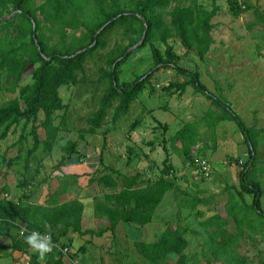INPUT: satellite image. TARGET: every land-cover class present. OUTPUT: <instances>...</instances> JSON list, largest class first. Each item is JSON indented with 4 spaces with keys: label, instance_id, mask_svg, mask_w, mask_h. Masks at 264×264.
<instances>
[{
    "label": "rangeland",
    "instance_id": "1",
    "mask_svg": "<svg viewBox=\"0 0 264 264\" xmlns=\"http://www.w3.org/2000/svg\"><path fill=\"white\" fill-rule=\"evenodd\" d=\"M144 1L88 0L84 11L90 18L103 20L106 17L102 13L104 10L109 12L114 10L135 11L140 9ZM33 2L36 5L42 0H33ZM238 4L241 12L236 16L229 10L228 0H172L168 6L154 7L153 13L157 14L172 30V36L166 40V43L152 41L141 46L142 35L132 44L134 35L128 33L124 25L119 24L112 25L103 33L102 45H98L95 41L90 43L89 38L85 39L84 43L88 46L81 50L89 49V52L85 55L81 68L76 71V80L70 84L60 85L58 89L62 107L48 114L40 111L34 124L31 120L19 121L11 127L5 138L0 139V152L4 158L3 167H5V174L8 179H11L12 185L20 187L23 182L30 180L35 172L41 170L43 178H45L44 181H46L47 192L52 190L57 178L62 174L61 166L58 163L63 154L62 147L73 141L76 142V149H83L86 152V144H88L93 146L95 154L98 156L99 152L103 153V166L106 164L105 150H110L107 164L114 167H124L125 160L127 159L126 161L129 163V156L132 157L133 154H136L142 161H144L142 156L146 159L150 157V164L155 167L151 179L156 180L162 175V163L166 156L162 149V137L167 135V141H165L168 153L167 177L174 181L181 180L180 186L183 189L176 185L181 191L172 189L167 192L164 201L156 211V219L151 226L156 227V224L158 226L155 235L161 233L160 228L164 225L178 226L189 239V245L185 252L191 258L190 264H205L200 254L203 252L207 235L199 222L216 213L227 220L225 227L231 232H235V222L233 217L227 213L226 202L229 199L230 205L241 202L250 205L252 202L251 194L243 193L241 199L237 194L239 189L238 173L248 158L246 145L242 146L244 144L243 137L238 134L233 137L236 131H232L228 122L216 126L213 139L210 136L211 132L200 129V141L194 155L209 160L211 172L209 176L205 177L192 162H184L182 157L172 150L171 136L164 128L163 123H159L154 128L153 137L145 136L147 132H150V128L144 125L145 129L138 134L140 138H143L142 142L140 144L133 142L132 130L134 128H131V124L134 121L138 124L143 120V111L140 112L139 106L135 103L130 109L119 111L120 98L115 97L112 101L105 102V95L109 86V76L114 58L124 53L128 54L126 61L119 66L118 82L132 81L144 75L154 66L151 44L161 54H164L166 48L169 47L175 55L174 62L189 70H196L205 87L223 101L230 103L247 126L259 130L264 129V27L255 24L257 15L254 13L255 8L264 12V0H238ZM186 5L201 6L207 10L217 8V13L211 20L213 43L203 59H200L192 47L182 45L172 29L171 12L173 8ZM17 15V9L11 4L3 9L0 8V23H11L7 32L10 38H13L18 32L17 22L19 19ZM36 15L40 24L36 26L35 23H32L31 29L34 36L33 42L30 43L32 47H37L39 38L48 50L68 45L73 39H84L81 27L65 28L61 32L57 26L45 23L38 13ZM107 23L104 22L97 32L102 30ZM4 34L5 30L0 28V37H3ZM37 66L38 63L31 61L27 63L19 75L15 92L10 90L11 79L6 78L5 73L0 70V105L18 97L19 87L33 81ZM188 79L187 76L178 73L172 67H163L156 71L150 81L144 85V89L148 92L145 93L154 97V99L151 98V101L159 103L160 109L155 117L169 118L171 131L175 123L172 118L179 116L181 121H196L205 112L202 110L201 114L193 113L196 105L199 102L200 106L206 102L209 103L201 92H195L190 85H185L183 91L176 89V84L186 82ZM169 85H172L170 90L165 89ZM142 91L143 89L140 93ZM185 91H188L189 95L183 94ZM171 99L173 101L170 104ZM187 99H190V103L185 101ZM212 107L217 110L214 106ZM102 108L104 111L100 113ZM217 111L220 112L219 109ZM190 115L192 116L190 117ZM230 124L236 127L234 122ZM229 133L232 140L229 139ZM35 135L37 139H35ZM256 138L257 170L254 175L264 190V132H259ZM5 140H8L6 145ZM34 142L37 145L32 149ZM108 142H110V149ZM148 146L153 147L150 149V153L145 155L143 149ZM7 160L9 162L6 163ZM139 165L140 163L136 162V166ZM99 166L97 172L101 170L102 166L100 164ZM222 168L230 171L229 182L226 181L225 175L217 173V170ZM94 183L93 186L86 189L76 186L72 188V193L64 194L60 199L70 196H80L82 199H86L84 200L86 202L84 203L82 226L96 230L106 225V219L96 218L93 220L90 217L95 202L104 200L101 187L98 183ZM9 192L11 193L10 190ZM194 197L208 198L209 203L201 204L194 200ZM210 206L214 210L210 211ZM261 208L264 210V192L261 197ZM259 222L256 219L257 232H246L240 238V245L237 248L239 255L247 260V264H258L261 254L259 252H264V224ZM0 229L4 230L6 235L5 240L0 238V245H2L0 256L9 257L8 261L1 260L0 264H11L9 255L12 250L7 245L10 244V236L18 237V229L11 224L0 227ZM121 229L110 240L102 239L101 243L95 244L100 250H104L103 253L100 251V254L92 250L87 252L88 254L85 253L86 248L90 249L89 240L86 239L93 238V236L82 237L76 232L74 237L83 240V242H77L73 248L67 241L62 244L58 243L56 246L68 247V252L63 254L66 264H128L141 261L142 257L132 247L131 239L128 240V233ZM150 234L151 231L149 232L148 229V235ZM131 235L130 233V237L133 238ZM194 255H196V259H193ZM45 258H40L42 264H44ZM72 258L76 263L71 261ZM26 262L28 263V261L18 262L16 258H13L12 264H27ZM169 262H173V260L170 258ZM210 264H240V262L238 260L237 262L214 261Z\"/></svg>",
    "mask_w": 264,
    "mask_h": 264
},
{
    "label": "trees",
    "instance_id": "2",
    "mask_svg": "<svg viewBox=\"0 0 264 264\" xmlns=\"http://www.w3.org/2000/svg\"><path fill=\"white\" fill-rule=\"evenodd\" d=\"M172 0H145L140 9L130 12L114 10L112 12L102 11L106 16L103 20L90 18L84 8L88 5V0H42L34 4L33 0H0V8L3 9L9 4L13 5L18 11V32L10 38L7 35L11 23H0V28L5 30L3 37H0V70L10 78V90L15 92L19 81V75L29 61L38 63L34 72L33 81L18 89V97L5 101L0 105V139L5 138L11 127L21 120H31L34 124L40 111L51 113L62 107V100L58 94L60 85L70 84L76 80V71L81 68L82 61L89 49L84 40L89 38V42L95 41L98 45L103 44V33L112 25H124L128 33L134 35L131 43L133 44L144 36L141 46L146 42L166 40L172 36V30L161 18L153 13L154 7H165ZM229 10L233 15H238L241 9L238 0H228ZM217 8L210 10L201 6L190 5L176 6L171 12V23L174 33L179 37L182 45L192 47L203 59L213 43L211 30L213 28L212 18L217 13ZM78 11V12H76ZM36 13H38L45 23L57 26L61 32L65 28L81 27L84 32V39H73L70 44L54 47L50 50L38 41L37 47L30 45L34 40L32 23L36 26L40 24ZM257 15L255 24L264 27V12L255 8ZM143 17V18H141ZM104 22L107 25L97 32ZM152 59L154 66L144 75L132 81L118 82L119 66L127 59L128 54L120 55L113 59L112 70L109 76V86L105 95V102L112 101L115 97L120 98L119 111H126L129 103L150 81L151 76L163 67H172L178 73L187 76L186 82L175 85L176 89L183 91L185 85H191L195 92H201L211 104L220 112L209 108L204 115L196 121L184 123L170 138L172 150L180 155L184 162L190 161L193 164L194 153L197 151L196 144L200 141V123H204L211 132V139L214 138L215 126L224 120L233 121L240 131L243 141L247 147L248 158L241 171L238 173L239 190L237 191L240 199L243 193L251 194L252 202L247 205H230V199L226 204L227 213L230 214L235 222L236 231L232 233L225 226L227 220L218 214H213L199 223L206 231L207 239L204 243L202 260L205 264L214 261L240 262L247 264V260L239 255L237 248L240 245V238L246 233H256V219L264 224V210L261 208V197L264 192L259 181L255 179L257 170V135L264 132V129H255L245 124L241 116L230 105L220 97L208 91L199 79L196 70L179 66L174 62L175 55L169 47L164 54L151 44ZM39 47V49H38ZM170 86L165 89L170 90ZM104 108L100 109V113ZM137 122L131 124L134 128ZM35 127V125H33ZM164 128L166 127L163 125ZM33 132L35 133V128ZM166 129V128H165ZM35 139L36 135H35ZM164 141V139H163ZM34 142L32 149L36 147ZM50 147V145H49ZM207 147V146H206ZM163 151L166 156L163 160L162 175L156 180H140L139 174L124 175L118 183L111 175L118 172L108 166H104L105 172L95 171L90 178V182H97L110 189V193L105 195L103 202L95 204V216L104 217L108 224L103 228L92 229L82 227V215L84 210L83 201L80 198L61 201L60 197L72 191L78 183V175L74 173H62L57 178V186L49 191L45 205H30L24 201H14L11 198L0 199V227L14 225L18 230L37 231L48 233L51 243H59L60 237L64 236L68 229L84 235L101 236L104 232L114 230L119 222L132 223L143 226L152 221L154 212L159 205L164 194L168 190H180L177 188L174 179L167 177L166 161L168 160L165 141ZM62 156L58 160L60 166L65 165L71 158H80L83 153L77 151L76 142H70L62 147ZM99 163L102 165V153L99 154ZM168 167H171L168 165ZM118 175V174H117ZM120 189L117 190V187ZM181 191V190H180ZM185 193V192H184ZM197 200V198H193ZM204 204L208 199L200 198ZM242 201V200H241ZM0 233L5 234L0 229ZM27 233V232H26ZM260 233H263L260 231ZM28 234V233H27ZM10 236L8 248L12 251H21L28 256L27 264H42L40 256L36 251L25 243V239L19 236ZM189 245V239L178 227L166 225L156 241L146 242L137 240L134 242V250L142 257L141 261L128 264H190L191 258L185 252ZM1 248V246H0ZM56 245L52 251L45 254L44 264H64L63 254ZM258 264H264V252H259ZM173 262H169V259ZM196 259V255L193 256Z\"/></svg>",
    "mask_w": 264,
    "mask_h": 264
},
{
    "label": "crops",
    "instance_id": "3",
    "mask_svg": "<svg viewBox=\"0 0 264 264\" xmlns=\"http://www.w3.org/2000/svg\"><path fill=\"white\" fill-rule=\"evenodd\" d=\"M204 84V83H203ZM205 85V84H204ZM187 86H189L188 84H187ZM191 86V85H190ZM192 87V86H191ZM193 89V88H192ZM184 90H185V88H184ZM208 90V89H207ZM209 91V90H208ZM148 93L147 92V90L146 89H144L143 88V91L140 93H138L136 96H135V98L134 99H132L131 101H130V103H129V109H130V107L135 103L136 105H138L139 106V108H140V112H142V116H144V118H143V120H141L135 127H134V129L132 130V135H133V138H132V140H133V142H137V143H141L142 142V140H143V138H140L139 136H138V134L139 133H141L145 128H144V125H147L150 129H149V131L150 132H147L146 133V135L145 136H148V135H150V136H152L153 137V135H154V133H153V130H154V128L155 127H157L158 125H159V123H163V125H165L166 127V129L168 130V132L170 133L169 135L170 136H173L174 135V133L184 124V123H187V122H193L194 120H192V121H181L180 120V118H179V116H178V118L176 117H174V118H172V120L174 121L175 120V123H174V127H173V129H172V131L170 130L171 128H170V125H169V118H166V117H164L163 119H159V118H157V117H155V115L157 114V112L159 111V103L158 104H156V103H154L153 101H151V98H153L154 99V97L153 96H149L148 94H146V93ZM211 92V91H210ZM183 94H185V95H189V92L188 91H185ZM214 94V93H213ZM204 96V95H203ZM202 96V97H203ZM205 97V96H204ZM206 98V97H205ZM207 99V98H206ZM208 100V102L209 103H204L202 106H200V102H199V104H197L196 105V107H195V111L193 112V113H202L201 111L203 110V111H207V109H209V108H212V109H214L212 106H214V105H212L211 104V102H210V100L209 99H207ZM172 101H173V99H171L170 100V104L172 103ZM187 103H190V99H187V100H185ZM205 101V100H204ZM170 104H168V105H170ZM205 106V108L203 109V107ZM215 107V106H214ZM216 108V107H215ZM214 110H216V109H214ZM218 110V109H217ZM216 110V111H217ZM204 112V113H205ZM218 112V111H217ZM237 112V111H236ZM204 115V114H203ZM202 115V116H203ZM192 115H190V117H191ZM201 116V117H202ZM170 117V116H169ZM201 117H199V118H201ZM198 118V119H199ZM224 122H228L229 123V125H230V128L232 129V131H236V134L233 136V137H236V135L238 134V135H241V133H240V131L238 130V127L236 126H233L232 124H230L231 122H233V121H231V120H224V121H221V122H219L218 124H220V123H224ZM217 124V125H218ZM216 125V126H217ZM216 126H215V128H214V130L213 131H215V129H216ZM200 129H205V130H207L208 131V127L204 124V123H200V125H199V130ZM229 139H231L232 140V137H231V135H230V133H229ZM242 136V135H241ZM166 137H168L167 135H164L163 137H162V142L164 143V141H167V139H166ZM163 139H164V141H163ZM7 141L8 140H5V145L7 144ZM109 141H110V138H109ZM1 143V142H0ZM165 143H167V142H165ZM243 143H244V141H243ZM198 144H199V142L196 144V146H195V148H198ZM108 146H109V149L111 148V146H110V142H108ZM165 146H166V144H165ZM242 146H245V143L244 144H242ZM0 147H1V145H0ZM106 147V146H105ZM153 146H148V147H146V148H144L143 149V151L145 152V155H146V153H150V149L152 148ZM205 147H206V145H205ZM86 148H87V151L85 152V151H83V149H77V151H79V152H81V153H83L84 154V156H83V158H81V160H80V158H71L65 165H63V166H61V171H62V173H66V174H68V173H74V174H77L79 177H78V183H77V185L76 186H78V187H81V188H90L91 186H93L95 183V181H93V182H90L89 180H90V178L92 177V175H93V173L95 172V171H97V169L100 167L99 166V156L97 155V154H95V151H94V148H93V146H90V145H88V144H86ZM167 148V147H166ZM246 149H247V147H245ZM162 149H163V146H162ZM90 152H89V151ZM105 153H106V159H105V165L106 166H108V167H111V168H113V169H115L118 173V175L117 174H114V173H112V177L118 182V183H120V181H121V179H122V176H124V175H133V174H139L140 176H139V179H138V181H140V180H152L151 179V177L153 176V171L155 170V167L153 166H151V164H150V157L148 158V159H146L144 156H142L143 157V159H144V161H142L141 159H139V157L136 155V154H133L132 155V157L131 156H129V163H127V159L125 160V166L123 167V166H118V167H114V166H110L109 164H107V162L106 161H108L109 160V158H110V156H109V154H110V150H105L104 151ZM101 152H99V154H100ZM103 154V153H102ZM93 157V158H92ZM105 157V156H104ZM132 158V159H131ZM3 157H2V154H1V152H0V189L1 190H3V191H5V192H7L8 194H9V198H11L12 200H14V201H19V200H21V201H24V202H27L28 204H30V205H35V204H37V205H45V202H46V200H47V196L45 197V195H48L49 194V192H47V187H46V181H44V179L45 178H43V173L41 172V170L40 171H37V172H35V175L30 179V180H28V181H26V182H23L21 185H20V187H18V186H16L15 184L14 185H12V183H11V179L9 178L8 179V177H7V175L5 174V167H3ZM131 159V160H130ZM208 160V159H207ZM146 161V162H145ZM209 161V160H208ZM7 162H9L8 160L6 161V163ZM136 162H139L140 163V165L139 166H136ZM144 163V165H145V163H146V165L144 166L143 165V163ZM101 165V164H100ZM99 166V167H98ZM102 167H101V171L102 172H105L104 170H103V165H101ZM216 167V166H215ZM217 169V168H216ZM218 172L217 173H222L223 175H225V179H226V181L227 182H229L230 180H229V173H230V171L229 170H226V169H218L217 170ZM223 171V172H222ZM119 176H120V178H119ZM238 178V177H237ZM97 183V182H96ZM180 183H181V180H177V181H175V184L178 186V187H180V189H183L181 186H180ZM57 182L53 185V188L52 189H55L56 188V186H57ZM99 184V186L101 187V189H102V195H103V198H104V200L103 201H106L105 200V195L106 194H109L111 191H110V189L109 188H107L105 185H103V184H100V183H98ZM76 186H74V187H76ZM73 187V188H74ZM11 191V193L9 192V190ZM120 189V186H118L117 187V190H119ZM174 190V189H173ZM239 190V189H238ZM237 190V191H238ZM169 191V190H168ZM167 191V192H168ZM176 191H180V190H176ZM167 192L164 194V196H163V198L161 199V201H160V203H159V205L157 206V208H156V210H155V212H154V215H153V218H152V221H150L149 223H147V224H145V225H143V226H139V225H136V224H132V223H126V222H119L118 223V225L116 226V228H115V230H114V234H112L110 231H106V232H104L101 236H93V238H87L86 240H89V242H88V244H89V247H90V249L89 248H86V250H85V253H87V252H90L91 250L92 251H97L99 254H100V251L103 253V249L102 250H100L99 249V247H96V243H101L100 241L102 240V239H105V240H110L111 238H113V236L115 235V233L119 230L120 231V229L121 230H125V233H128V240H130L131 239V242L134 244V242L135 241H137V240H143V241H146V242H152V241H156L158 238H159V236H160V234L161 233H158L157 235H155V232L157 231L156 230V228L158 227L157 226V224H156V227H154V226H151L153 223H154V220L156 219V211L159 209V206H160V204L164 201V199H165V196L167 195ZM69 193H72V191L71 192H69ZM182 193H184V192H182ZM68 194V193H67ZM238 194V193H237ZM73 198H80L82 201H83V204L86 202V201H84V200H86V199H82L80 196H70V197H67V198H64V199H60L61 201H64V200H70V199H73ZM195 199L197 198V201L198 202H200L201 204H204V202H201L199 199L200 198H204V199H208V198H205V197H194ZM1 199H5V198H1ZM42 200V201H41ZM45 202H44V201ZM101 201V200H100ZM100 201H96L95 202V204L97 203V202H100ZM103 201H101V202H103ZM228 202V201H227ZM226 202V203H227ZM208 203H209V200H208ZM207 203V204H208ZM209 210L210 211H212V210H214L213 209V207H211L210 206V208H209ZM84 211L85 210H83V215H82V217L84 216ZM214 214H216V213H214ZM211 215H213V214H211ZM210 215V216H211ZM219 215V214H218ZM220 216V215H219ZM93 220L94 219H96V218H98V217H96L95 216V207L92 209V211H91V216H90ZM209 217V216H208ZM221 217V216H220ZM100 218V217H99ZM101 218H103V220H104V217H101ZM100 218V219H101ZM207 218V217H206ZM222 218V217H221ZM225 219V218H224ZM106 221V225L105 226H107V224H108V221L107 220H105ZM82 225H83V218H82ZM161 225V224H160ZM166 225H164V227H165ZM83 227V226H82ZM164 227H162V228H160V232H162V230L164 229ZM84 228V227H83ZM148 229H149V232L151 231V234L150 235H148ZM18 231L19 230H17V233H18ZM230 231V230H229ZM235 231H236V229H235ZM75 232L71 229V228H69L68 229V231H67V233L64 235V236H62V237H60V239H59V243L60 244H62V243H65V241H67V243H69V245H70V247L71 248H73V247H75V245H76V243L77 242H83V240H80L79 238H77V237H74V234ZM130 233L132 234L131 236L133 237V238H131L130 237ZM232 233H234V232H232ZM77 234V233H76ZM78 235V234H77ZM90 234H84V235H80V236H82V237H84V236H89ZM148 236H149V238H148ZM6 237V235L5 234H2V233H0V238H2V239H4ZM5 240V239H4ZM11 240V239H10ZM55 245H58L57 243L55 244ZM0 246H2V245H0ZM60 247V246H59ZM67 247V246H66ZM133 248H134V246H132ZM11 250V249H10ZM31 251H34L33 249H29V252H31ZM88 254V253H87ZM2 256V255H1ZM0 256V262H2L3 260H6V261H8V258L9 257H1ZM10 263L12 264V262H13V258H16V260L18 261V262H20V261H28V256H27V254H25V253H23V252H21V251H12L11 253H10ZM44 257H46V256H44ZM4 258V259H3ZM41 258V257H40ZM26 259V260H25ZM2 260V261H1ZM11 260H12V262H11ZM45 260H46V258H45ZM63 261H64V264H66V262H65V256H63ZM71 261H73V263H76L75 261H74V259L72 258L71 259ZM45 262V261H44ZM27 263V262H26Z\"/></svg>",
    "mask_w": 264,
    "mask_h": 264
},
{
    "label": "built area",
    "instance_id": "4",
    "mask_svg": "<svg viewBox=\"0 0 264 264\" xmlns=\"http://www.w3.org/2000/svg\"><path fill=\"white\" fill-rule=\"evenodd\" d=\"M193 165L199 169V171L201 172V175L202 176H209L210 172H211V164L209 163V161L206 159V158H202V157H199V156H194L193 157ZM1 198H5V199H8L9 198V194L3 190L0 189V199ZM35 230L33 231H26L25 229H20L18 231V234L19 236H21L22 238H24L25 236H27L28 234L34 232ZM28 234H27V233ZM37 232V231H35ZM23 233V234H22ZM39 233V232H38ZM41 236H44V235H49L48 233H39ZM52 245H55V243H52ZM62 252V254H65L66 252H68V247H60L59 248Z\"/></svg>",
    "mask_w": 264,
    "mask_h": 264
},
{
    "label": "clouds",
    "instance_id": "5",
    "mask_svg": "<svg viewBox=\"0 0 264 264\" xmlns=\"http://www.w3.org/2000/svg\"><path fill=\"white\" fill-rule=\"evenodd\" d=\"M23 234V233H22ZM25 243L36 251L41 258L52 251L50 235L41 236L38 232H32L24 237Z\"/></svg>",
    "mask_w": 264,
    "mask_h": 264
},
{
    "label": "water",
    "instance_id": "6",
    "mask_svg": "<svg viewBox=\"0 0 264 264\" xmlns=\"http://www.w3.org/2000/svg\"><path fill=\"white\" fill-rule=\"evenodd\" d=\"M142 38H144V36L142 37ZM38 49H39V47H38ZM40 50V49H39ZM82 51V50H81Z\"/></svg>",
    "mask_w": 264,
    "mask_h": 264
}]
</instances>
